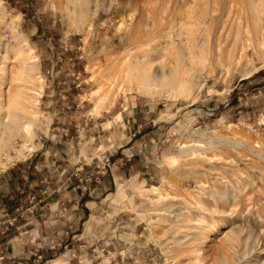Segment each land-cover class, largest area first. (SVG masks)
Wrapping results in <instances>:
<instances>
[{"label":"rangeland","instance_id":"374dc122","mask_svg":"<svg viewBox=\"0 0 264 264\" xmlns=\"http://www.w3.org/2000/svg\"><path fill=\"white\" fill-rule=\"evenodd\" d=\"M254 1L223 39L207 0H0V264H264Z\"/></svg>","mask_w":264,"mask_h":264},{"label":"bare ground","instance_id":"6f19581e","mask_svg":"<svg viewBox=\"0 0 264 264\" xmlns=\"http://www.w3.org/2000/svg\"><path fill=\"white\" fill-rule=\"evenodd\" d=\"M185 1V0H184ZM203 1V0H202ZM260 1V0H259ZM176 2V1H175ZM188 2H189V0H188ZM206 2V1H205ZM203 3V2H202ZM263 3V2H262ZM182 4H184V3H182ZM259 5V4H258ZM207 6H208V12H210V14H207V16H208V19H209V23L212 25L213 23H215V22H217L218 24H219V26H220V28H221V34H219V38H223V36L227 33V30H228V28L230 27V25H231V23H230V20H229V18L226 16V14H223V15H221V17L216 21V19L214 18V16H212L211 15V12H216L218 9H220L221 11H223V10H225L226 11V9L228 10V8H234L235 9V13L237 14V19H236V17H235V20H238L237 21V23L239 22H241L242 21V17H243V13L245 12V11H247V10H253L254 11V9L256 8L257 9V4L255 3V1L254 0H207ZM259 6H261V5H259ZM263 6H264V4H263ZM168 8V7H167ZM259 8V7H258ZM260 9H261V7H260ZM258 10V9H257ZM230 11V10H229ZM213 14V13H212ZM228 14V13H227ZM213 15H215V13L213 14ZM220 15V14H219ZM216 16V15H215ZM189 17V16H188ZM206 18V17H205ZM194 19V18H193ZM231 19V18H230ZM191 20V19H190ZM234 20V21H235ZM203 21V20H202ZM201 21V22H202ZM205 21V20H204ZM203 21V22H204ZM236 23V22H235ZM172 26V25H171ZM233 26H234V24H233ZM161 28V27H160ZM164 28V27H163ZM200 28V27H199ZM182 29H184L183 27H182ZM157 31H159V30H157ZM174 31V30H173ZM176 31V30H175ZM178 31V30H177ZM181 32V31H180ZM199 32V31H198ZM197 32V33H198ZM161 33V32H160ZM165 33V32H164ZM172 33V32H171ZM175 33V32H174ZM166 35V34H165ZM170 35V34H169ZM172 35V34H171ZM194 35V34H193ZM195 35H197V34H195ZM176 36V35H175ZM179 36L180 37H184V36H181L180 35V33H179ZM200 36V35H199ZM202 36H204V38H205V40H206V42H209L210 41V39H211V37H210V35H207L206 37H205V34L204 35H201V37ZM226 36V35H225ZM224 36V37H225ZM187 37V36H186ZM185 37V38H186ZM195 37V36H194ZM166 38H168V37H166ZM171 38V37H170ZM177 38H179V37H177ZM181 38V39H182ZM196 38V37H195ZM173 39V38H172ZM191 39V38H190ZM197 39H199V38H197ZM201 39H203V38H201ZM224 39V38H223ZM159 40V39H158ZM168 40V39H167ZM185 40V39H184ZM187 40V39H186ZM192 40V39H191ZM196 40V39H195ZM160 41H161V39H160ZM193 41V40H192ZM155 42V41H154ZM170 42H171V40H170ZM180 42H181V40H180ZM186 42V41H185ZM184 42V43H185ZM189 42V41H188ZM196 42H198V41H196ZM138 43V42H137ZM153 43V42H152ZM156 43V42H155ZM151 44V43H150ZM154 44V43H153ZM161 44V43H160ZM159 44V45H160ZM175 44V43H174ZM196 44V43H195ZM163 45V44H162ZM166 45V44H165ZM139 46V45H138ZM141 46V45H140ZM143 47H145V46H143ZM184 47V46H183ZM142 48V47H141ZM149 48V47H148ZM151 49V48H150ZM155 50V49H154ZM164 50V49H163ZM180 50V49H179ZM142 51V50H141ZM143 51H144V49H143ZM150 51V50H149ZM158 51V50H157ZM161 51V50H160ZM185 51V50H184ZM188 51V50H187ZM145 52V51H144ZM158 53H160V52H158ZM193 53H194V51H193ZM155 54H157V53H155ZM165 54V53H164ZM147 55V54H146ZM166 55V54H165ZM191 55H192V53H191ZM153 56H154V54H153ZM146 57V56H145ZM163 57V56H162ZM161 57V58H162ZM151 58L150 57V55H148V57H147V59L146 58H144L145 60L143 61V62H145L146 60H149V59ZM142 59V58H141ZM152 59H153V57H152ZM152 59L151 60H149V61H152ZM136 60V59H135ZM147 62V61H146ZM138 63H139V61H138ZM142 63V62H141ZM140 64V63H139ZM145 64H147V63H145ZM148 65H150V62H149V64ZM147 65V66H148ZM137 66V65H136ZM139 66V65H138ZM153 66V65H152ZM162 67H163V65H161ZM30 67V65L28 66V69H30L29 68ZM141 67V66H140ZM142 67H144V65H142ZM142 67H141V69H142ZM150 67V66H149ZM154 67H156V66H154ZM153 67V68H154ZM162 67H159V65H157V67L156 68H154V73H153V79H156V78H158L159 76H161L162 74L163 75H165L164 73H165V70L167 69V68H165V69H163ZM26 68V67H25ZM152 69V68H151ZM150 69V70H151ZM1 70V69H0ZM26 70V69H25ZM24 70V71H25ZM135 70V69H134ZM136 70H138V69H136ZM135 70V71H136ZM143 70V69H142ZM146 70V68L144 69V71ZM168 71V70H167ZM32 72V71H31ZM139 72V71H138ZM140 72H142V71H140ZM176 72V71H175ZM26 73H29V74H27V75H30V72L29 71H26ZM136 73H137V71L135 72V75H133V77L134 76H136V81L138 80L137 78L140 76V75H145V77H146V74L145 73H139L140 75H136ZM147 73H150L148 70H147ZM131 76H132V74H130ZM150 75V74H149ZM167 75V74H166ZM31 76V75H30ZM29 76V77H30ZM128 76V75H127ZM148 76V75H147ZM133 77H130L131 79H133L134 80V78ZM144 77V76H143ZM26 78V77H25ZM127 79H128V77H126ZM163 78V77H162ZM161 78V79H162ZM29 79V78H28ZM31 79H32V77H31ZM139 79H141V78H139ZM152 79V78H151ZM160 79V80H161ZM2 80V79H1ZM146 80H147V78H146ZM145 80V81H146ZM30 81V80H29ZM34 81V80H33ZM144 81V79H142L141 80V82H143ZM7 82V81H6ZM137 83H138V81H137ZM139 83H140V81H139ZM147 83V82H146ZM146 83L145 84H143L142 85V88L141 89H143V86L144 85H146ZM152 83V82H151ZM150 83V84H151ZM155 83V82H154ZM135 84H136V82H135ZM2 85V84H1ZM21 85V84H20ZM139 85V84H138ZM148 85V84H147ZM25 86V85H24ZM136 86V85H135ZM152 86V85H151ZM150 86V87H151ZM2 87V86H1ZM141 87V86H140ZM139 87V88H140ZM148 87V86H147ZM144 89H145V86H144ZM140 90V89H139ZM148 90V89H147ZM9 91V90H8ZM145 92H146V89L144 90ZM27 92V91H26ZM5 93V92H4ZM4 93H2V94H4ZM150 93H151V91H150ZM0 94H1V92H0ZM0 95V96H3V95ZM8 94V93H7ZM27 97V96H26ZM1 98V97H0ZM6 98H8V97H6ZM17 98V97H16ZM2 99V98H1ZM0 99V101H2ZM10 99V98H9ZM14 100V99H13ZM12 100V101H13ZM5 101H6V99H5ZM11 101V102H12ZM17 101V100H16ZM19 101V100H18ZM4 102V101H3ZM3 102L1 103L0 102V106L2 107V104H3ZM6 102H10V101H6ZM12 103H15V102H12ZM5 104V103H4ZM7 104V103H6ZM10 104V103H9ZM9 104H7V105H9ZM16 105V104H15ZM18 105V104H17ZM21 107H22V105H20ZM3 107H6V106H3ZM24 107V106H23ZM26 107V106H25ZM30 107V106H29ZM13 108H17V107H13ZM20 108V107H19ZM18 108V109H19ZM3 109V108H2ZM18 109H16V110H18ZM20 109H22V108H20ZM13 110V109H12ZM24 110V109H23ZM26 110V109H25ZM3 111H4V109H3ZM19 111V110H18ZM13 112V111H12ZM20 112H22L21 110H20ZM26 112V111H25ZM15 113V112H14ZM4 115V114H3ZM2 115V116H3ZM15 115H17V113L15 114ZM14 114H13V116H15ZM18 115H19V113H18ZM17 115V116H18ZM1 116V115H0ZM6 117L5 118H7V117H9L10 119H13V118H11L10 116H7V115H5ZM17 116H15V118L10 122V123H4V121H0V137L2 136L3 137V135L5 136V134L4 133H7L8 135H10L11 133H15V132H17V130L19 129L18 128V126L20 125H18V122H17V119L18 118H16ZM8 118V119H9ZM19 118H22V117H19ZM0 119H2V117H0ZM23 119V118H22ZM19 121V120H18ZM26 121V120H25ZM28 121V120H27ZM31 122V121H30ZM21 123V122H20ZM23 123V122H22ZM28 126V125H27ZM21 127V126H20ZM24 128V127H23ZM28 129V128H27ZM25 133H27V132H25ZM3 143V142H2ZM26 145V144H25ZM28 148V147H27ZM23 151H25V149L23 150ZM20 152H22V151H20ZM23 154V153H22ZM21 154V155H22ZM257 154H259V153H257ZM259 190V189H258ZM219 193V192H218ZM222 194V193H221ZM221 194H218V195H221ZM217 196V195H216ZM221 197V196H220ZM225 197V196H224ZM225 200V199H224ZM219 212H221V213H223V214H225V211H223V210H220ZM221 216H223V215H221ZM210 218V217H209ZM205 219V218H204ZM203 219V220H204ZM200 220V219H199ZM201 220H202V218H201ZM220 221V222H219ZM224 223V221L221 219V217L219 218V219H213L212 220V218H210V219H205L201 224H199L200 226H201V228H202V230H200V231H206V230H208V229H211V228H213V227H217V226H219L220 224H223ZM193 231V230H192ZM190 232V230H189V232H187V230H176V231H174L173 233H172V239H173V241H174V244L175 245H178V246H183V245H190V244H196V243H194V241L196 240V235L194 234H192V233H194L195 231H193V232ZM199 232V231H198ZM200 234V233H199ZM149 240V239H148ZM200 240V239H199ZM196 241H198V240H196ZM195 241V242H196ZM200 244V243H199ZM187 247V246H186Z\"/></svg>","mask_w":264,"mask_h":264},{"label":"crops","instance_id":"0c3cea01","mask_svg":"<svg viewBox=\"0 0 264 264\" xmlns=\"http://www.w3.org/2000/svg\"><path fill=\"white\" fill-rule=\"evenodd\" d=\"M150 179H154V177L152 176V177H150Z\"/></svg>","mask_w":264,"mask_h":264}]
</instances>
